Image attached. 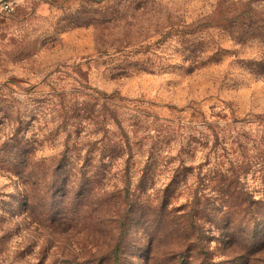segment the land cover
I'll use <instances>...</instances> for the list:
<instances>
[{
	"label": "rangeland",
	"instance_id": "obj_1",
	"mask_svg": "<svg viewBox=\"0 0 264 264\" xmlns=\"http://www.w3.org/2000/svg\"><path fill=\"white\" fill-rule=\"evenodd\" d=\"M14 1L0 23V264H264V0ZM119 127L131 149L102 161L86 201L25 203ZM241 155L231 188L259 208L248 248L249 217L209 185ZM125 163L129 198L114 201ZM187 212L203 239L184 252L167 228Z\"/></svg>",
	"mask_w": 264,
	"mask_h": 264
},
{
	"label": "trees",
	"instance_id": "obj_2",
	"mask_svg": "<svg viewBox=\"0 0 264 264\" xmlns=\"http://www.w3.org/2000/svg\"><path fill=\"white\" fill-rule=\"evenodd\" d=\"M249 23L250 27L255 31L262 29L260 27L262 25H259V23H261L259 18H253ZM108 104L110 103L104 100L103 106H101L100 111L106 109L104 105ZM119 129L122 133V137H120L117 142L111 140H105L104 142L103 139L100 140V142H98V147L95 148L97 150V153H92L88 150L87 154H85V156L81 158L82 163L80 164L79 168L75 166L74 169H71L70 167L69 169L67 168L64 171L54 170L55 172L52 174L53 176L51 177L52 182H50V186L44 187L41 190H38L36 188L25 189V203L29 202V198L31 197L30 194H37L43 200H46L48 198H56L58 200L68 202L86 201L87 198L91 196V188L95 185V183H101L103 179H106L105 166L102 161L104 159L115 157L118 154L122 155L125 152L124 150H126V152H129V150L131 149L132 143L130 142L131 139L128 135V131L122 129L121 127H119ZM149 151L150 153L147 155V159L142 163V167L138 170L137 173L138 177L137 179H135V182H137L135 184L140 191L144 189V186L146 185L147 173L150 171L154 164L155 155L152 149H149ZM241 156L243 157H239L241 160L237 161L236 165H233L232 162L227 163V169H225V172L219 173L218 169H216V172H214V174L209 177V185L212 187L210 188V191H212L214 195H217V197H220V199H226L229 203V206L226 207L228 215H237L243 218L247 216L249 217V226L247 228L246 238L242 241V243H244V246L248 248L250 247V245H253L252 241L250 240L251 238H249V235H253V229L255 228V225L251 223L250 217L254 215V213L256 215V212L259 210V208H256L254 210V204L256 202L255 200H253L251 195L245 194V198H243L241 201H238V196L231 188L233 187V182L238 180V176L240 175V172H242L241 170L243 169V167H245L244 161L248 160L246 166L249 162V159L244 157V155ZM77 159H80L79 156H77ZM76 164H78V162H76L75 165ZM128 171L129 165L125 163L123 170H120V172L122 173L121 179L123 180V195L118 192L107 194L105 192V194L107 196H110V198H113L114 201L127 200L129 198L128 189L129 187H131L132 181L128 176ZM176 178L177 177H175L173 180H176ZM194 215V213L187 212L179 223L178 221L174 222V224H170L167 228L168 230H173L175 232L177 231L181 235H183L184 240L181 249H183L184 252L189 251L194 245L200 244L203 239L201 227L198 224V219L194 217ZM261 216L262 214L258 213V217L261 218ZM162 224V220L160 219V222L157 224L159 226L157 227V229H159L161 232H163ZM124 226L125 225L123 223H120L118 227L123 228ZM191 232L195 233L192 235ZM191 235L193 236V238L190 240ZM226 239L227 241H233L234 236L231 235Z\"/></svg>",
	"mask_w": 264,
	"mask_h": 264
},
{
	"label": "built area",
	"instance_id": "obj_3",
	"mask_svg": "<svg viewBox=\"0 0 264 264\" xmlns=\"http://www.w3.org/2000/svg\"><path fill=\"white\" fill-rule=\"evenodd\" d=\"M14 0H0V12L6 16L10 15L14 11Z\"/></svg>",
	"mask_w": 264,
	"mask_h": 264
},
{
	"label": "crops",
	"instance_id": "obj_4",
	"mask_svg": "<svg viewBox=\"0 0 264 264\" xmlns=\"http://www.w3.org/2000/svg\"><path fill=\"white\" fill-rule=\"evenodd\" d=\"M7 21H8L7 16L0 12V23H7Z\"/></svg>",
	"mask_w": 264,
	"mask_h": 264
}]
</instances>
